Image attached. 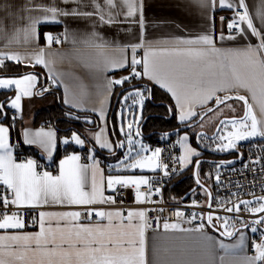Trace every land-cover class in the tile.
Listing matches in <instances>:
<instances>
[{
    "label": "snow or ice",
    "instance_id": "obj_1",
    "mask_svg": "<svg viewBox=\"0 0 264 264\" xmlns=\"http://www.w3.org/2000/svg\"><path fill=\"white\" fill-rule=\"evenodd\" d=\"M203 9L209 21L208 31L196 37L185 38H160L155 41L147 40L144 35L143 0H59L60 5H74L61 7L57 0L49 4H35L23 9L27 15L17 17L16 13L9 11L8 16L13 21L11 35L4 33L0 28V36L7 39L8 47L12 44L36 45L35 50L22 59L16 52L0 51V68L6 66V61L23 63L24 60H34L35 65L49 67L53 61L46 56H59L61 59L72 57L82 59L84 66L91 68L103 78V90L109 94L114 85H123L133 79L147 77L162 89L171 93L179 109V119L186 122L197 113L193 105L203 104L215 99L217 105L229 99L243 101L244 114L241 118L221 120L224 128L230 126L226 135L221 129L211 138L216 147L215 151L235 149L239 141L249 140L254 137L264 138V119H258L253 111V104L244 95L235 97L225 95L219 97L218 93H228L233 90L245 89L251 100L259 107L260 114L264 116V0H261L255 14H250L246 0H194ZM10 8L11 6H6ZM217 8L232 11L231 17L220 16L221 30L216 33L214 12ZM90 9V10H89ZM61 17L72 18L90 22L91 31L83 33L65 30L58 34H44L46 47L39 46L40 34L37 26L43 23L62 24ZM122 17V19H119ZM138 17V19H137ZM22 26H16V20ZM258 20V24L254 21ZM227 28V34L223 28ZM115 23L136 24L140 29L137 42L128 46H114L103 40L95 30L97 25H112ZM73 48L66 53H50L48 49L53 43L62 44L69 41ZM252 38L258 42L253 44ZM219 41L239 42L247 41L242 47L223 48L217 47ZM131 50L130 58L126 55ZM91 50L90 52L87 50ZM143 49V57L137 58V50ZM86 57V59H84ZM25 66H33L30 63ZM141 66L143 71H137ZM127 68L130 73L119 79H109L105 73L112 69ZM37 75L26 73L19 78L0 77V89L15 88V97L10 102H0V114L4 113L5 106L21 111L22 97H32L33 89L37 84ZM53 83L57 82L55 76L49 77ZM47 87H42L40 92H47ZM133 86L122 96V100H131L127 105L128 120L124 123V111L118 115V129L125 139L115 142V148L124 149L123 158H118L116 165H109V173H120L134 170H147L155 173L163 170L164 176H169L177 169H170L168 163L161 159L163 149L149 146L140 140L134 139L140 135L139 118L133 107L142 108L145 99L144 93ZM65 92H68L67 87ZM82 90V95H86ZM65 100V103H69ZM73 107H81L82 102L72 103ZM87 110V109H82ZM92 111H96L93 109ZM15 116L13 120H15ZM99 118L104 121L105 128L95 133L94 139L101 149H107L110 154H115L113 142L105 137L107 120L104 101H101ZM87 123H92L90 119ZM191 126V125H188ZM23 142L28 145H37L52 159L56 149V134L52 130L40 128L35 132L24 130ZM166 139L167 136L161 137ZM206 135L198 134V139L203 141ZM10 128L0 124V264H150L146 256L145 232L151 227L149 210L143 208L124 210H104L97 205H114L116 197L122 195L120 189H134L135 202L138 205L156 203L152 196H159L161 188L157 187L155 177L148 175L109 174L105 176L99 167V160L95 157V149L89 148L87 159L90 164H82L78 154L65 155L59 161L58 174L50 171H39L40 165L34 159H25L17 162L13 155L15 144H11ZM217 141L219 143H217ZM63 144L74 143L80 147L85 146V140L73 132L70 140L64 139ZM183 150L182 155L175 158L183 166L193 163V157H199L200 152L189 145L188 135H183L176 142ZM146 154V153H149ZM171 158V157H170ZM231 164L233 161H228ZM254 163L259 164L260 160ZM201 161H195L196 184L203 195L208 198L207 207L213 209L215 199V212L224 211L229 216H220L209 211L206 215L198 216L192 213L185 217V213L176 210L177 222L163 223L165 232L175 230L192 237L191 243L180 246L179 251L190 259L179 262L168 260L162 255L161 249H154L155 264H264V239L254 243V256H236L235 250L243 249L245 234L236 228L240 223L243 228H250L256 233L258 226L264 225V195L256 196L254 192L245 193L253 199H242L240 192H232L227 198H213L212 192L199 179ZM222 164L214 165L215 168ZM247 167V166H246ZM264 171V165H262ZM208 178L214 179L219 186L220 175L214 177L211 173ZM237 188L241 187L239 184ZM111 190L114 195H105ZM195 191V190H193ZM261 191L264 192V186ZM199 202L192 201V206ZM64 207L67 211H38L27 219L29 210L36 211L45 207ZM203 206V205H200ZM125 211L127 214L125 215ZM156 212L163 209L152 208ZM247 212L258 218L251 221L240 217L241 212ZM81 216L85 222H81ZM95 216L96 222H92ZM200 219L202 222L193 228H183L180 221L191 223ZM157 227L160 218H155ZM107 221V223H102ZM38 227V231L31 233L23 231L26 227ZM211 227L219 232L221 237H234L238 239L234 244H228L209 235L206 228ZM9 230H12L9 232ZM264 237V232L261 233ZM223 250L224 255H218ZM169 255H176L175 250H165Z\"/></svg>",
    "mask_w": 264,
    "mask_h": 264
},
{
    "label": "crops",
    "instance_id": "obj_2",
    "mask_svg": "<svg viewBox=\"0 0 264 264\" xmlns=\"http://www.w3.org/2000/svg\"><path fill=\"white\" fill-rule=\"evenodd\" d=\"M51 0H0V28L4 30V33L7 35H11L13 31V21L8 16V12L16 13L17 17L21 15H27L26 12L23 11L25 7H31L35 4H49ZM247 4L249 5L250 14L254 15L256 8L259 7L261 0H246ZM57 4L61 7H73L74 5H60L59 0H57ZM6 6H11L10 8ZM90 10V9H89ZM207 13L199 7L198 4L194 2V0H143V17H144V35L146 36L147 40L155 41L160 38H185V37H196L199 34H202L209 29V21L206 19ZM214 21H215V29L218 36L219 31L221 30V22L220 16L231 17L232 11L226 9L217 8L214 12ZM63 20L62 24L56 23H43L37 26L38 33L40 34L39 39V46L46 47V42L44 39V34L50 33L52 35H58L65 30V26L68 28L69 32L74 33H83L85 31H91L90 22L82 21V20H73L72 18H65L61 17ZM119 19H122L120 17ZM138 19V17H137ZM257 24L259 23L258 20L254 21ZM16 26H22V22L17 19ZM223 28L225 34H227V28ZM48 27H55L56 30L45 29ZM103 40L110 45L114 46H128L131 43L137 42V38L140 34V29L136 24H122V23H115L112 25L104 24V25H97L95 29ZM258 41L255 38H252V43L255 44ZM247 41H239V42H232V41H219L217 39V47L227 48H236L242 47L246 44ZM7 44V39L3 36H0V51H8V52H16L19 53L22 59L26 56H29L36 48V45H24L21 44H12L8 47H5ZM73 48L71 44V38L69 41L62 44H55L51 45V48L48 49L50 53H66L70 52ZM87 51H91L90 49ZM144 50L138 49L137 50V58L140 59L143 57ZM126 55L130 58L131 50L128 49ZM47 60L53 61L49 65V67H45L43 65H35L34 60L28 61L24 60L23 63H18L16 61H6V67H22L27 68V72H20V73H3L0 77H8V78H19L20 76L26 73H34L37 75V84L36 87L32 90L34 95L32 97H22L21 99V111L17 112L15 109H11L7 106L4 108V113L1 118L5 117V120L2 121L0 124L3 126L10 128V140L9 142L12 144V131L15 134V137H18L22 144L32 150L34 154L39 159H45L48 161L53 160L54 158L63 159L65 155H61L59 153L60 147H68L69 152L66 155L71 154H78L82 150H89V148L95 149V157L99 160L100 164L99 167L103 171L105 176L109 174H125V175H141V174H148V173H141V172H124V173H109L108 170V162L115 161L116 156L120 151H117L115 148V142L119 140L117 136H119V129L118 119L115 122V127L112 123V116L115 113L114 106L116 104L118 94L124 90L125 88L129 87L126 82L123 85H114L111 94L105 92L103 90L104 80L102 77L98 76L93 69L85 67L82 59L77 58H64L61 59L59 56H46ZM86 59V57L84 58ZM31 64L33 66H25V64ZM139 71H143L141 66H138ZM127 68H118L112 69L105 73V75L112 80L119 79L124 77L125 71ZM55 76L57 78V90H51L49 86L46 84V80L49 77ZM141 80L144 82L143 84L147 85L151 88V86L157 87L159 90L165 92L172 100L173 106L175 108L176 113V120L179 124H189L193 122L197 117L201 116L204 112H206L209 108L216 105V100L212 99L203 104H196L193 105V111L197 113L196 116H192L186 122L182 123L179 119V109L176 105L175 99L172 97L171 93L167 92L166 89H162L158 84L154 81L149 80L147 77H143ZM42 87H47L49 90L47 92H43L41 94L40 90ZM67 87L68 92H65V88ZM148 87H141L143 90L147 89ZM82 90H86V95H82ZM119 92V93H118ZM15 88L13 86L12 89H0V96H3V101L10 102L11 99L15 97ZM145 98L147 99L148 95L146 92L144 93ZM219 97L223 98L225 95L228 96H237V95H244L246 98L249 99V103L253 104V111L257 115L258 119H264V116L260 114L259 107L256 105L254 101L251 100L250 94L245 89L233 90L228 93H218ZM69 100V103H65V100ZM104 101V108L107 120V128L105 129V137L108 138L109 142H113V150L115 154H110L107 149H101L98 144H96L94 135L98 132L101 128H105L104 121H101L99 118V109L101 107V101ZM76 101L82 102L81 107H73L72 103ZM241 103L240 113L244 111L243 103ZM144 105V112L146 111L145 108V100L143 102ZM142 105V106H143ZM58 106H63L68 112L78 114L82 117H78L80 121L86 122V120L90 119L92 123H87L89 127L85 130V137L80 135L78 132L74 131L78 135H80L81 139L85 140V146L80 147L74 143H69L65 145L62 143L64 139L71 138V135L62 137L58 128L55 124H36V116L39 112L43 110H47L50 108H55ZM87 109V110H82ZM96 109V111H92ZM117 111L116 110V118H117ZM11 113L16 114V120L12 121L10 116ZM238 114V115H237ZM236 115L239 116V113ZM77 115V116H78ZM160 115V114H159ZM0 118V119H1ZM215 125V122H209V127L211 125ZM206 127L204 129H209ZM40 128H44L47 130H52L56 134V149L53 152L52 159L49 160L47 158L46 153L43 152L37 145H28L23 142L22 133L24 130H30L31 132H35ZM115 129L117 131V135L115 133ZM95 130V131H94ZM189 137L190 145L191 139L190 135L185 133ZM184 134V135H185ZM120 137V136H119ZM14 155V152H13ZM193 157L192 160H194ZM82 164H90L91 161H83L81 159ZM184 166L185 171L191 166ZM56 175L55 173H52ZM58 174V173H57ZM105 195H114L111 190H107ZM117 200V198H116ZM67 210H75L70 208L64 207H45L39 211H67ZM37 212H29L28 217L36 215ZM177 222V221H176ZM102 223H107V221H103ZM172 223V222H169ZM180 226L183 228H191L184 222L180 221ZM38 227L29 226L26 227L23 231L34 233L38 231ZM12 230H9L11 232ZM206 231L209 235L214 236L217 240H222L228 244L236 243V240H225L217 233H215L210 227L206 228ZM0 234H3V231L0 230ZM249 237L245 239L244 248L235 250L233 253L236 256L247 255L250 256L248 253V242ZM192 237L175 231V230H168L167 232L164 231L163 225L159 231L153 232H145V245H146V256L149 260L150 264H155L154 260V249L159 247L161 249L162 255L165 256L168 260H173L176 262L181 261L182 259H190L189 256L179 251L180 246L182 244L188 243L190 244ZM165 250H175L176 255L172 256L169 255L168 252ZM218 255H224L223 250H219ZM259 264V262H258Z\"/></svg>",
    "mask_w": 264,
    "mask_h": 264
},
{
    "label": "built area",
    "instance_id": "obj_3",
    "mask_svg": "<svg viewBox=\"0 0 264 264\" xmlns=\"http://www.w3.org/2000/svg\"><path fill=\"white\" fill-rule=\"evenodd\" d=\"M137 71L139 68L137 66ZM130 69H126L124 76L129 75ZM135 79L126 82V84H130ZM46 84L49 86L51 90H57L58 86L56 83H53L51 79L46 80ZM16 117L15 113H11V120L13 117ZM178 137L167 136L166 139H162L158 137L157 139H148L146 140L149 149H155L156 147H160L163 149L161 153V159L164 163H168L170 169L175 168L177 171L172 172L169 176L163 175V170H157L155 173L150 172L146 175L150 177H155L158 181L157 187L161 188V194L159 196H152V200L156 203H145L142 205H138L135 202V192L134 189H120L122 195H118L116 198V203L114 205H97V207L102 208L104 210H113V209H124V210H132L143 208L145 210H149V219L151 221V227L146 229L147 232L159 231L165 221L167 222H176V210H181L185 213V217H189L192 213H196L198 216L206 215L209 211H213L214 214H218L220 216H229L233 214L226 213L224 211L215 212L216 203L215 199L213 201V209H208L207 203L208 198L206 196H200L196 193L193 194L186 201H168L166 199V190L169 186L177 185L181 183L185 179V169L184 166L180 163L173 161L175 158L182 155L181 147L177 144ZM12 144L16 145L14 149V156L16 157L17 162H21L25 159H34L40 165L39 171H50L52 173L57 174L59 168L60 158H54L51 161L45 159H39L33 152H25L22 141L18 137H14L12 139ZM235 151H239L240 155L234 153L229 156V159H238L239 161H233V163H224L223 166L217 168L216 174L219 173L221 184L218 186L213 180L212 184V193L213 198H227L232 192H240L242 199H253L251 195H245V193L254 192L256 196L264 195V192L261 191L262 186H264V171H262V165H264V140L262 141H252L244 143L240 148L231 149ZM69 152L68 147H60L59 153L61 155H66ZM150 153V152H149ZM89 154V150H82L79 152L81 159L83 161H88L87 157ZM171 157V158H170ZM228 159V160H229ZM260 160L259 164L254 163L255 161ZM247 166V167H246ZM215 174V175H216ZM239 184L241 187L237 188L236 185ZM114 194V193H113ZM196 200L199 202L197 206H192V201ZM203 205V206H200ZM152 208L163 209L164 211H150ZM42 209V208H41ZM41 209H37L36 211L29 210V212H38ZM81 210L83 209H75ZM28 212V213H29ZM127 212L125 211V215ZM240 217L244 220L251 221L253 219L258 218V216H254L247 212H241ZM264 215V214H258ZM160 218V226L157 227V223L155 218ZM27 219L30 221V217ZM96 217L93 216L92 222H96ZM183 222V220H181ZM81 222H85V217L81 216ZM202 221L200 219L193 220L191 223H185L189 227L193 228L200 224ZM236 228H240V223H237ZM259 230L256 233H251L248 242V253L250 256H254L255 247L254 243H259L261 239L264 237L261 236L262 228L264 225L258 226Z\"/></svg>",
    "mask_w": 264,
    "mask_h": 264
},
{
    "label": "trees",
    "instance_id": "obj_4",
    "mask_svg": "<svg viewBox=\"0 0 264 264\" xmlns=\"http://www.w3.org/2000/svg\"><path fill=\"white\" fill-rule=\"evenodd\" d=\"M45 29H50L54 31L56 30L55 27H48ZM26 69L27 68H22V67L11 68V67L5 66L3 68H0V75L3 73H20V72L23 73V72H27ZM143 83L144 82H141V80H137V81L134 80L133 82L128 84V86L130 87L132 85H140ZM151 89H152V100L149 99V90H148L146 92V94L148 95V98L145 103L146 111L144 112L141 124L143 120L149 115H152V114L159 115L160 114L162 116H168L170 114V110H171L172 118L170 120L164 119L163 117L149 118L143 128L144 133L146 134H150L153 132L169 133L184 125H187V124H179L177 122L175 108L173 106V102L171 98L165 92L159 90L155 86H151ZM3 99H4L3 96H0V102H2ZM155 103L156 104L163 103L165 105H156ZM2 115L3 114H0V118L2 117ZM77 115L78 114L68 112V110H66L63 106H58L55 108H50V109L39 112L36 116V124L37 125H42V124H47V123L55 124V126L58 128L60 135L62 137L68 136L72 132L76 131L87 139V137L85 136V132H86L85 130L89 127V125L85 122L80 121L78 117H82V116L80 115L77 116ZM199 117H197L193 122H195ZM116 120L117 118H116V111H115V113L112 116V123L114 127H115ZM194 129L196 128H192L185 132H181L177 134H172L170 136L179 137L180 135L184 133H188L190 135L192 145L197 148L198 145L196 143V131L194 132ZM115 133L117 135L116 129H115ZM14 137H15V134H13V131H12V138ZM158 137L159 136H155L150 139H157ZM24 149H25V152H33L32 150L26 148L25 146H24ZM202 157L211 158L215 156L211 154H205V155L194 158L192 165L185 171V179L181 183L177 185L169 186L167 188L166 199L168 201H181L183 197L196 186V182H195V178L193 174L194 167H195L194 164L197 159H200ZM215 158L221 159V158H228V157H215ZM214 165L215 164L203 162L200 164V167H199V178L209 188H212L211 184H213L214 179L208 178L207 175L211 173L213 177L215 176L217 168H215ZM196 194L200 196H205L201 192V189H199L196 192Z\"/></svg>",
    "mask_w": 264,
    "mask_h": 264
},
{
    "label": "rangeland",
    "instance_id": "obj_5",
    "mask_svg": "<svg viewBox=\"0 0 264 264\" xmlns=\"http://www.w3.org/2000/svg\"><path fill=\"white\" fill-rule=\"evenodd\" d=\"M141 90H143L142 88H140ZM148 98V97H147ZM145 100V103H146V98L144 99ZM144 102V101H143ZM217 104V103H216ZM127 105H131V100H129V101H127V102H124L123 100H122V98H121V100H120V104H119V107H118V111H117V115H118V113L121 111V110H123L124 111V117H125V119H124V123H125V125H126V123H127V120H128V109H127ZM241 103L239 102V101H230V102H228V103H225L224 105H222V106H220L219 108H217L214 112H212L210 115H208L203 121H202V123L200 124V125H198L197 127H196V129H194V132L195 131H197L198 129H202V128H205V126L206 127H209V122H212V121H214L215 122V125L213 124V125H211L210 127H209V129H208V131L209 132H215V130H216V128H217V126L220 124V121L221 120H228V119H233V118H241L242 116H243V114H244V111H242L241 113H240V111H238V110H240V108H241ZM210 109V108H209ZM208 109V110H209ZM132 111L133 112H137V116L138 117H140L139 118V127H140V124H141V121H142V118H143V111H144V105L142 106V108H140V109H137V107H133L132 108ZM237 113H239V116H237L238 114ZM237 114V115H236ZM220 129L221 130H223L222 131V134H225L226 135V133H227V131L228 130H231L230 129V126L228 127V128H224V125H221V127H220ZM95 131V130H94ZM185 134V133H184ZM184 134H182V135H180L179 137H181V136H183ZM120 136V137H119ZM119 136H118V138H119V140L118 141H120V140H124L125 139V137H124V135L123 134H121L120 132H119ZM134 139H136V140H140V141H142L144 144H146L147 145V142L145 141V139L142 137V135L140 134L139 136H135L134 135ZM180 139V138H179ZM191 139V138H190ZM262 140H264V138H261V137H254V138H251V139H249V140H245V141H239L238 143H237V147L236 148H240L244 143H247V142H252V141H262ZM204 141H207L206 140V138H205V140H203L202 142H204ZM217 143H219L218 141H217ZM201 144V143H200ZM189 145H190V142H189ZM192 148H195V149H197L198 151H199V148L197 147H194L193 145H190ZM201 146H203L202 144H201ZM212 146H213V149L216 147V144L215 143H213V141H212ZM231 150V149H230ZM117 151H118V148H117ZM119 151H120V153H118V155L116 156V159H115V161H109L108 162V164L109 165H116L117 163H118V158H120V159H122L123 158V153L126 151V148H124V149H119ZM181 151H182V153H183V150L181 149ZM215 151V150H214ZM227 151H229V150H227ZM227 151H216V152H227ZM146 154H149L150 155V153H146ZM128 172H141V170H139V169H137V170H134V171H128ZM120 173H124V172H120ZM141 173H150L149 171H147V170H144L143 172H141ZM208 176V175H207ZM211 186H212V184H211ZM242 232L245 234V239H247L248 238V236H250L251 235V230H250V228L249 229H246V230H242ZM237 239H238V235L234 238V239H232V240H236L237 241Z\"/></svg>",
    "mask_w": 264,
    "mask_h": 264
},
{
    "label": "water",
    "instance_id": "obj_6",
    "mask_svg": "<svg viewBox=\"0 0 264 264\" xmlns=\"http://www.w3.org/2000/svg\"><path fill=\"white\" fill-rule=\"evenodd\" d=\"M133 86H136V87H139V88H141V87H148L147 85H145V84H140V85H133ZM133 86H130V87H127V88H125L124 90H122L119 94H118V96H117V100H116V104H115V108H114V111H116V110H118V107H119V104H120V100H121V98H122V96H123V94H125L128 90H130V89H132L133 88ZM149 88V99L150 100H152V89L150 88V87H148ZM235 97V96H234ZM230 101H239V100H236V99H229V100H227L225 103H228V102H230ZM239 102H242L243 103V101H239ZM225 103H223V104H220V105H214L212 108H210L209 110H207L205 113H203L195 122H193V123H191V124H188V125H191V126H188V125H185V126H182V127H180V128H178V129H176V130H174V131H172V132H169V133H161V132H153V133H150V134H146V133H144V131H143V128H144V126H145V124H146V122L148 121V119L149 118H153V117H163L164 119H167V120H170L171 118H172V114H171V110H170V114L168 115V116H162V115H158V114H152V115H149V116H147L144 120H143V122H142V124H140V127H139V131H140V134L142 135V137L144 138V139H150V138H153V137H155V136H169V135H172V134H177V133H181V132H185V131H187V130H189V129H192V128H194V127H197L198 125H200L201 123H202V121L208 116V115H210L212 112H214L217 108H219L220 106H222V105H224ZM156 104V103H155ZM156 105H165V104H156ZM136 114H137V112H136ZM5 120V117H3V118H1L0 119V123L2 122V121H4ZM220 127H221V123L217 126V128H216V130H215V132L213 133V134H208L206 131H200V132H198L197 133V135H196V143H197V145H198V148L200 149V150H202L203 152H207V153H209V154H211V155H213V156H217V157H227V156H230V155H232V154H234V153H236V154H238V155H240V152L239 151H235V150H229V151H227V152H216V151H214V150H209V149H206L204 146H201V144H200V139H198V134H200V133H203V134H205L206 135V138L208 139V140H212L211 138L217 133V130L218 129H220ZM118 151H119V149H118ZM200 161H201V163H203V162H207V163H210V164H215V165H217V164H224V163H227L228 161H239L240 160V157L238 158V159H229V160H213V159H205V158H201V159H199ZM194 178H195V182H196V168L194 167ZM200 179V178H199ZM202 182V181H201ZM203 183V182H202ZM204 184V183H203ZM205 185V184H204ZM206 186V185H205ZM207 187V186H206ZM207 188H209V187H207ZM198 189H200L199 187H198V185L196 184V186L192 189V190H190L184 197H183V201H186V200H188L196 191H198ZM210 189V188H209ZM193 190H195V191H193ZM210 191H211V189H210ZM212 192V191H211ZM212 196H213V193H212ZM211 228V227H210ZM215 233H217L218 235H219V232L218 231H216V230H214L213 228H211ZM240 229V231H242V230H246V229H249V228H243V227H240L239 228ZM262 231L264 232V228H262ZM220 236V235H219ZM236 236H234V237H231V238H228V237H222L223 239H225V240H232V239H234Z\"/></svg>",
    "mask_w": 264,
    "mask_h": 264
},
{
    "label": "flooded vegetation",
    "instance_id": "obj_7",
    "mask_svg": "<svg viewBox=\"0 0 264 264\" xmlns=\"http://www.w3.org/2000/svg\"><path fill=\"white\" fill-rule=\"evenodd\" d=\"M194 128H196V127H194ZM200 131H206L208 134H213V132H209L208 131V129H204V128H202V129H198L197 131H196V135H197V133L198 132H200ZM188 134V133H187ZM205 140V139H204ZM206 140L207 141H204V142H202L201 140H200V143L206 148V149H209V150H213V146H212V140H208L207 138H206ZM199 152H200V156H202V155H205V154H209V153H207V152H203L202 150H200L199 149ZM215 157H217V156H215ZM215 157H211V158H205V159H213V160H227V159H229V157L228 158H215ZM202 158H204V157H202ZM201 159V158H200Z\"/></svg>",
    "mask_w": 264,
    "mask_h": 264
}]
</instances>
